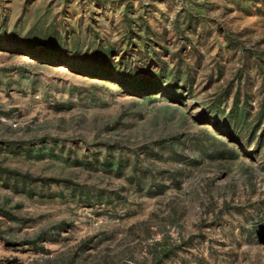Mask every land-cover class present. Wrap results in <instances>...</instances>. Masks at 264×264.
<instances>
[{
	"label": "rangeland",
	"instance_id": "1",
	"mask_svg": "<svg viewBox=\"0 0 264 264\" xmlns=\"http://www.w3.org/2000/svg\"><path fill=\"white\" fill-rule=\"evenodd\" d=\"M0 264H264V0H0Z\"/></svg>",
	"mask_w": 264,
	"mask_h": 264
},
{
	"label": "bare ground",
	"instance_id": "2",
	"mask_svg": "<svg viewBox=\"0 0 264 264\" xmlns=\"http://www.w3.org/2000/svg\"><path fill=\"white\" fill-rule=\"evenodd\" d=\"M44 58V57H43Z\"/></svg>",
	"mask_w": 264,
	"mask_h": 264
}]
</instances>
